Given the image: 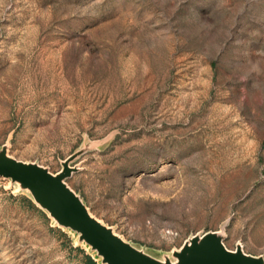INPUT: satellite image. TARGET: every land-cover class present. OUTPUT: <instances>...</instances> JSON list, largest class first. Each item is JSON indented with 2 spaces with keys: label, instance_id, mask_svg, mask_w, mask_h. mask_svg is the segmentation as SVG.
<instances>
[{
  "label": "rangeland",
  "instance_id": "rangeland-1",
  "mask_svg": "<svg viewBox=\"0 0 264 264\" xmlns=\"http://www.w3.org/2000/svg\"><path fill=\"white\" fill-rule=\"evenodd\" d=\"M155 257L220 230L264 256V0H0V148ZM0 176V264L95 253ZM97 260H99L97 258Z\"/></svg>",
  "mask_w": 264,
  "mask_h": 264
},
{
  "label": "water",
  "instance_id": "water-1",
  "mask_svg": "<svg viewBox=\"0 0 264 264\" xmlns=\"http://www.w3.org/2000/svg\"><path fill=\"white\" fill-rule=\"evenodd\" d=\"M84 150L65 157L61 168L52 172L37 161L10 155L7 145L3 144L0 176L28 191L33 202L59 226L76 232L78 240L95 253L91 255L98 264H264L262 254L245 251L240 242L234 249L228 248L220 230L191 235L179 248L172 250V257L158 258L134 245L91 213L81 196L67 183L66 179L78 169L71 162Z\"/></svg>",
  "mask_w": 264,
  "mask_h": 264
},
{
  "label": "trees",
  "instance_id": "trees-1",
  "mask_svg": "<svg viewBox=\"0 0 264 264\" xmlns=\"http://www.w3.org/2000/svg\"><path fill=\"white\" fill-rule=\"evenodd\" d=\"M27 200L30 204H33L31 199H27ZM84 261H85V264H98V262L89 253L84 254Z\"/></svg>",
  "mask_w": 264,
  "mask_h": 264
}]
</instances>
